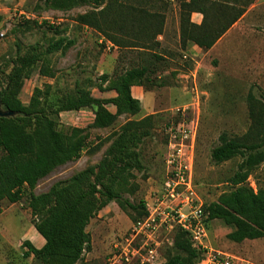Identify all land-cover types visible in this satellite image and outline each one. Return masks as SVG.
Returning <instances> with one entry per match:
<instances>
[{"label": "rangeland", "instance_id": "obj_1", "mask_svg": "<svg viewBox=\"0 0 264 264\" xmlns=\"http://www.w3.org/2000/svg\"><path fill=\"white\" fill-rule=\"evenodd\" d=\"M184 1L189 0H102L99 5H80L61 11L46 8L42 0H0V33L4 34L0 36V91L17 57L33 54L42 57L24 79L18 95L23 104H28L33 96L46 99L52 94L56 97L74 95L76 87L86 88L94 97H100L124 71L133 67L147 69L145 78L138 84L145 93L138 114L121 115L108 128L89 126L93 118V110L89 108L59 115L57 121L72 139L81 141L82 150L77 158L56 167L32 187L24 185L21 200L15 203L0 201V264L34 262L32 256L23 257L27 250L22 245L28 240L40 247L28 206L30 194L46 192L56 182L96 165L124 128L136 134L134 149L142 166L124 175L118 188L137 208L124 212L111 202L90 220L85 230L92 247L83 254L85 264H108L112 243L127 233L144 210L147 212L146 201L150 204L152 193L169 176L166 164L170 150L168 131L178 124L197 122L191 182L197 202L203 208L235 188L231 179L238 171H247L246 187L254 192L264 191V162L244 166L248 153L221 163H214L210 157L211 149L219 144L223 133L241 138L247 144L264 142V54L244 59L219 50L200 61L184 57L180 49L187 45L181 42L179 45L176 38V27L180 34L181 12L186 14L190 10L183 8L181 11L180 4ZM235 1L245 0H192L191 9L203 8L209 21L219 6ZM140 11L147 13L149 31L146 34H137V28L131 27V17L138 19ZM161 17L164 19L162 30L167 24L162 48L155 45L158 36L155 32ZM84 21L101 26L120 44L134 43L150 51L116 44L117 48L107 49L104 42H99V33L92 29L94 26ZM122 23L126 29L120 31L117 26ZM86 25L92 28L86 29ZM160 31L158 33L162 34ZM59 38L72 41V45L46 53L47 47ZM155 54L162 58L156 60ZM103 77L111 78L110 82L103 81ZM107 108L114 110L111 105ZM147 116L151 117L147 125H138ZM74 129H82V132ZM259 151L264 152V146ZM141 201L145 209L140 207ZM176 231L170 234V244L163 245L161 264L169 253H175ZM208 236L210 242L211 236ZM187 253L181 252L183 256ZM235 254L246 257L243 253ZM250 254L252 258L258 257L257 251ZM190 261V264H197L198 259Z\"/></svg>", "mask_w": 264, "mask_h": 264}, {"label": "trees", "instance_id": "obj_2", "mask_svg": "<svg viewBox=\"0 0 264 264\" xmlns=\"http://www.w3.org/2000/svg\"><path fill=\"white\" fill-rule=\"evenodd\" d=\"M101 1L42 0V3L46 8L65 11L80 5H99ZM191 6L192 0L180 4L181 11L183 8L190 9L186 14L181 12L180 42L182 45L192 42L204 50L211 48L243 12L242 8L227 3L219 6L222 10L217 8L209 22L203 8L191 9ZM127 8L129 7H125ZM193 10H199L203 14L200 25L190 21ZM146 16L147 13L142 14L140 11L138 19L131 17V27L137 28V34L149 31ZM163 21L161 17L155 34L159 35L158 32L162 31ZM84 22L92 24L93 28L86 26L113 44L150 51L149 48L134 43L120 44L101 26L90 21ZM117 28L120 31L126 29L124 23ZM71 45L72 41L59 38L47 47L46 53L57 52ZM155 45H158L156 41ZM154 58L160 60L162 57L155 54ZM40 60L41 55L36 54L17 57L12 70L4 78L5 87L0 91L1 111L13 113L11 116L0 117V201L15 203L21 200L25 193L24 185L32 187L56 167L79 156L83 147L81 141L72 139L57 121L62 112L92 109L93 120L89 126L108 128L121 115L133 116L141 110V103L132 96L131 87L140 84L145 78V67H133L120 74L106 89L115 91L116 95L112 98H97L90 90L76 87L74 95L56 97L52 94L46 99L33 96L28 104H23L18 95L24 79L28 78L30 69ZM102 79L107 80L106 77ZM110 80L111 78L107 82ZM108 105L115 111L111 112ZM150 119V116L144 117L138 125L145 126ZM74 130L82 132V129ZM135 143L136 134L124 128L96 165L88 166L70 178L56 182L46 192L30 194L28 206L34 218L33 226L43 238L44 244L36 248L30 241H24L22 245L27 250L23 253L24 258L32 256L33 264H85L83 254L89 252L91 247L85 230L90 220L110 202H115L124 212L137 208L118 188L124 175L131 170H139L142 166L138 152L134 149ZM262 146L264 142L247 144L241 138L229 137L223 133L219 137V144L211 149L210 157L214 163H221L248 153L244 166H253L264 162V152L259 151ZM247 177V171L235 173L231 179L235 188L221 194L217 200L204 207L208 214L207 226L209 221L220 220L235 227L234 231L226 235L233 242L264 238V191L254 192L246 187L244 183ZM140 207L145 209L142 201ZM145 215L144 210L143 215L134 219V222ZM175 230V253H169L163 264H190L191 259L199 260L200 253L192 247L188 235L179 229ZM181 252L188 253L183 256Z\"/></svg>", "mask_w": 264, "mask_h": 264}, {"label": "built area", "instance_id": "obj_3", "mask_svg": "<svg viewBox=\"0 0 264 264\" xmlns=\"http://www.w3.org/2000/svg\"><path fill=\"white\" fill-rule=\"evenodd\" d=\"M85 28L90 30L88 26ZM99 42H104L107 49L114 47L102 36ZM196 130V120L169 129L167 181L152 193L150 204L146 201V215L133 222L127 233L112 243L108 264H161L163 245L170 244V234L175 229L184 231L192 247L200 253L197 264H256L209 243L208 214L197 202L191 182Z\"/></svg>", "mask_w": 264, "mask_h": 264}, {"label": "crops", "instance_id": "obj_4", "mask_svg": "<svg viewBox=\"0 0 264 264\" xmlns=\"http://www.w3.org/2000/svg\"><path fill=\"white\" fill-rule=\"evenodd\" d=\"M228 4L230 6L234 5L235 7L242 8V14L229 26L225 33L213 44L211 48L204 50L192 42H186L187 46L180 49L184 57L191 56L193 59L198 58L200 61L203 60L208 54H214L219 50L220 53L223 51L228 56L244 57V59L247 57L260 56L264 54V0H245L243 2L235 1ZM190 21L195 25H200L203 21V14L199 10H193L190 14ZM166 29L167 24L163 26L162 34H159L156 37L155 41L158 43L157 47L162 48L164 42H166ZM84 30H82V32L85 35L88 34L86 33L87 31L85 30L86 32H84ZM98 35L104 37L103 35ZM176 38L178 44L180 45L178 27H176ZM114 47L117 48L115 45ZM131 93L134 98L140 101L142 108L145 98V93L143 92L142 87L139 85L132 86ZM101 94L102 95L97 98H112L116 95L114 90L105 92L103 91ZM110 111L114 112L115 109ZM234 230V226L223 224V222L221 223L220 220L209 221L208 235L210 234L211 236V243L209 242L210 245L214 246V248L234 254L243 253L256 264H264V240L255 242V240L264 238L245 239L242 242H233L228 240L226 235ZM34 234L40 247H42L44 244L43 238L39 236L37 232ZM251 251H257L258 257L252 258L250 254Z\"/></svg>", "mask_w": 264, "mask_h": 264}, {"label": "water", "instance_id": "obj_5", "mask_svg": "<svg viewBox=\"0 0 264 264\" xmlns=\"http://www.w3.org/2000/svg\"><path fill=\"white\" fill-rule=\"evenodd\" d=\"M12 114H13L12 112H8V111L7 112H2L1 111V107H0V117L1 116H11Z\"/></svg>", "mask_w": 264, "mask_h": 264}]
</instances>
